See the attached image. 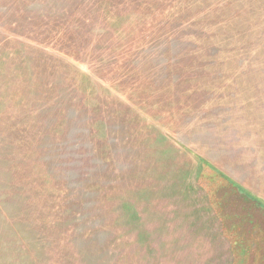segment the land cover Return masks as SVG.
Here are the masks:
<instances>
[{"label": "rangeland", "instance_id": "374dc122", "mask_svg": "<svg viewBox=\"0 0 264 264\" xmlns=\"http://www.w3.org/2000/svg\"><path fill=\"white\" fill-rule=\"evenodd\" d=\"M0 264H264V0H0Z\"/></svg>", "mask_w": 264, "mask_h": 264}]
</instances>
